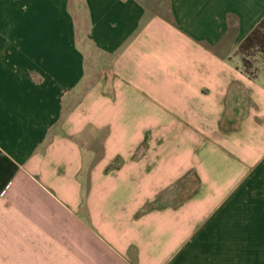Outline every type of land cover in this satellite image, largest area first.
<instances>
[{
  "label": "crops",
  "instance_id": "obj_1",
  "mask_svg": "<svg viewBox=\"0 0 264 264\" xmlns=\"http://www.w3.org/2000/svg\"><path fill=\"white\" fill-rule=\"evenodd\" d=\"M263 18L0 0V264H264V77L237 54Z\"/></svg>",
  "mask_w": 264,
  "mask_h": 264
},
{
  "label": "trees",
  "instance_id": "obj_2",
  "mask_svg": "<svg viewBox=\"0 0 264 264\" xmlns=\"http://www.w3.org/2000/svg\"><path fill=\"white\" fill-rule=\"evenodd\" d=\"M237 54L240 56L243 72L250 79H257V66L260 57L264 63V18L240 44Z\"/></svg>",
  "mask_w": 264,
  "mask_h": 264
},
{
  "label": "rangeland",
  "instance_id": "obj_3",
  "mask_svg": "<svg viewBox=\"0 0 264 264\" xmlns=\"http://www.w3.org/2000/svg\"><path fill=\"white\" fill-rule=\"evenodd\" d=\"M256 69H257L258 77L259 78L260 77H264V63L262 62V58L261 57L259 59L258 66H257ZM195 185H196V181L193 178H190L189 181H187L185 183L184 187L186 188L187 186H189L190 188L193 189ZM173 196L175 197L176 195L173 194ZM177 196L182 198V195H177ZM177 196H176V199H177ZM185 196H186V194H185ZM174 201H177V200H174Z\"/></svg>",
  "mask_w": 264,
  "mask_h": 264
}]
</instances>
